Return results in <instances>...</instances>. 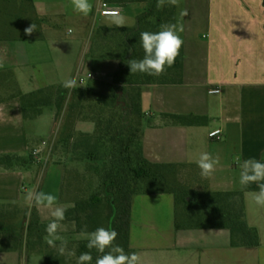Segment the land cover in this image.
<instances>
[{
	"label": "crops",
	"instance_id": "crops-1",
	"mask_svg": "<svg viewBox=\"0 0 264 264\" xmlns=\"http://www.w3.org/2000/svg\"><path fill=\"white\" fill-rule=\"evenodd\" d=\"M90 2L93 10L84 16L73 11L71 0H0V51L5 52L6 60L16 61H7L5 63L11 65L3 63L0 69V156L19 158V165L24 161L22 152L30 147L27 123L31 119L25 115L22 95H40L42 89L63 87L64 81H46L47 78L38 80V86H31L17 72L19 68L42 65L49 74L53 54L51 50L43 53L42 41H47L49 48L55 51L61 47L65 52V67L69 62L73 67L74 58L78 59L76 43H85L82 61L72 76L91 62L99 70L90 67L89 71L106 74L95 81L93 87L99 92H111L122 61L117 54L87 59L94 30L100 26L113 27L108 21L96 22L111 16L99 12L103 3L108 2ZM109 4L120 8L122 13L124 4ZM184 8L188 14L182 16V78L180 72L173 69L169 72L171 83L147 84L142 89L145 152L153 162L167 166L161 174L162 180L172 176L191 191L236 193V201H243L247 222L260 233L261 245L234 246L232 231L227 228L179 225L175 190L163 189L135 196L131 246L137 250L143 264H264V206L257 205L252 196V192L258 191L256 185L241 186L240 167L235 161L237 155L241 156V161L247 158L264 160V0H180L179 7L172 6L176 19H180ZM186 16L190 31L186 28ZM70 17L76 21L78 36L71 42L61 40L58 43L60 20ZM33 23L36 31L29 36L25 29ZM70 30L73 32V29L68 30L72 34ZM107 42L116 45L113 37ZM3 44H8V48H3ZM26 52L30 57H26ZM14 53L22 58L18 60ZM5 57L0 54L2 60ZM71 71L65 76L69 77ZM110 75L112 77L107 78ZM49 105L53 106L51 114L56 117L57 105ZM166 114L205 118L196 124H177L166 118ZM41 116L33 120L40 121ZM79 125L80 122L78 131ZM218 129L223 130L222 140L210 135ZM95 130L96 124L85 120V133ZM36 149L38 147L33 151ZM203 152L220 158L210 178L201 176L196 163ZM39 160L42 158L35 162ZM16 164L0 165V264H41L46 260L48 243L47 233H40L38 226L48 224L52 217L43 207L30 206L28 201L20 199L15 201L21 189L28 190L22 183L24 174L18 169L21 166ZM31 164L27 165L31 167ZM49 171L57 184L53 194L57 196L58 205L68 208L62 197V166L52 165L47 173ZM17 173H20V181L11 188L12 192L17 191L11 193L10 181H15ZM27 173L33 176L31 171ZM26 210L35 212L34 222L39 223L32 232L28 249L15 245L24 242L19 227ZM10 228H15L11 237Z\"/></svg>",
	"mask_w": 264,
	"mask_h": 264
},
{
	"label": "trees",
	"instance_id": "trees-1",
	"mask_svg": "<svg viewBox=\"0 0 264 264\" xmlns=\"http://www.w3.org/2000/svg\"><path fill=\"white\" fill-rule=\"evenodd\" d=\"M108 3L149 2L151 8L140 15L137 28L107 27L96 28L91 36L92 45L87 53V59L105 58L117 54L122 61L121 69L116 73L110 93L97 91L95 88H82L69 90L64 87L42 89L39 94L22 95L23 108L27 118H36L43 113L44 108L50 103H55L58 108L56 118L68 109V119L63 126L61 141L71 143L76 138L77 119L91 120L96 124L93 133H82L81 140L75 143L77 151L85 145V161L100 175L96 191L84 201L68 207L66 219H74L80 229H84L82 217L87 216L93 222L85 232H93L101 226L103 216L101 208L108 206L110 213L106 219L105 228L114 229L118 233L116 243L125 253H137L131 246V220L134 199L137 194L148 192L149 184L162 183L165 165L157 164L148 158L144 146V111H143V86L147 84H169V72L175 69L182 78L183 50L173 67L168 68L161 76L155 77L145 73H131L127 61L142 59L144 50L140 40L143 31L158 32L161 30L163 11H158L157 0H106ZM168 5L165 4V7ZM170 7V6H169ZM159 15V19L156 16ZM156 16V18H155ZM171 17V16H170ZM173 17V16H172ZM158 19V20H157ZM120 35L122 46L116 51L115 46L107 42L114 34ZM131 49V53H129ZM46 93H49L48 96ZM54 95V96H53ZM38 96V97H37ZM40 96V97H39ZM166 118L177 124H196L205 117L197 115L166 114ZM79 144V145H78ZM13 156H0V165H9ZM19 160L14 158L11 161ZM168 183V181L166 182ZM170 183V182H169ZM166 186H169L166 184ZM177 221L196 227L227 228L232 231L234 246L257 247L261 245L260 233L257 228L249 225L245 218V207L236 201L234 192H199L191 191L184 186L175 189ZM101 212H100V211ZM102 213V214H101ZM35 212L26 210L24 215V242L15 243L20 248L30 247L31 235L36 225ZM85 223V222H84ZM91 224V223H90ZM47 224L38 226L40 233H45ZM178 225V226H179ZM15 228L9 229L10 237ZM21 237V234H19ZM88 239L75 244L76 254H61L59 242L56 246L47 244V264H77L78 257L83 252L90 251L86 245ZM95 259L102 255L95 249L91 250Z\"/></svg>",
	"mask_w": 264,
	"mask_h": 264
},
{
	"label": "rangeland",
	"instance_id": "rangeland-1",
	"mask_svg": "<svg viewBox=\"0 0 264 264\" xmlns=\"http://www.w3.org/2000/svg\"><path fill=\"white\" fill-rule=\"evenodd\" d=\"M131 3H135V4L132 5ZM131 3H126L123 5V11L121 14L126 19V23L123 27L137 28L140 23V20H139L140 15L145 12H148L149 9L151 8V5L149 4V2H140V1L131 2ZM158 11H163V15L161 16L162 17L161 24H176L178 26L179 24L182 25V15L180 14V19H176L178 17L176 16L175 18V15L173 14L172 6L169 7L168 5L167 7H165L164 5L158 8ZM183 11L186 12V9L184 8ZM156 16L158 17V19L160 18L158 14H156ZM107 21L108 23H110L109 25L115 28L118 27L112 22L111 16H104L101 21L99 19L96 20L97 23H103ZM186 25H187V16H186ZM69 28L73 29L72 34L68 33ZM186 28H187V31L191 30L190 23L189 25L186 26ZM58 30H59L58 43H60L61 40H67V42H71L74 37L78 36L77 34L78 28L76 25V21L72 17L61 19L60 29ZM179 34L181 36V33ZM60 36H64V38H60ZM113 39L116 42V45H115L116 51L120 50L122 46V42H121L119 33L118 34L115 33ZM76 44H77L76 45L77 51L79 50L78 52L79 56H78V59L74 58L76 63L74 64L73 67L70 64V62L68 64V67H65L63 65L64 64L63 61L65 60V52L61 51V47H59L58 51H55L53 48L52 49L49 48V44L47 43V41H42L43 53H47L49 50L52 51V54H53L52 62L55 68H53L52 66V70L50 69L51 71L49 72V74H46L47 70L42 65L41 66L33 65L27 69H25L24 67L19 68L17 72L28 83H31V86L33 85L38 86V80H42V79L45 80L46 78H47L46 81L51 80L53 82H57V81H65L66 79L76 77L77 71L80 69H83V68H79L75 72L74 76H72L73 72L76 69L75 67L78 64H80V62L82 61V54L84 53V50H85V43H82V41H79V43H76ZM3 48H8V44H3ZM10 52L13 53L15 51H10ZM0 54H4V57H5V52L0 51ZM16 55L18 57V60L22 58L20 55L18 54ZM26 57H30L28 53L26 54ZM85 60L86 59L84 56V61ZM7 61H11L14 63L16 62L15 60H6V57H5V60H2L0 58V64L3 65L4 63V65H11L10 63H5ZM90 67H92L95 70H99V68H97L96 66L91 65V62H89V65L86 67V69L84 67L83 70L89 71L88 68ZM71 69L72 71L69 77L65 76L67 72ZM94 72L98 73L97 71H94ZM98 74L100 76L98 78H101V79L106 76V74L102 72ZM6 75L8 76V73H6ZM110 77H112V75L108 76L107 78H110ZM13 84L14 85L16 84V77H14L13 79ZM46 107H47L45 108L46 112L43 111V113L40 114L42 115L40 121L33 120L35 118L34 117V118H30L31 120L27 123L28 128H29L28 142H29L30 147L28 149H25L21 154V156L24 158L23 163L18 165V162L20 161L18 160L11 161L13 160V157L12 158L10 157L11 160L8 162L9 164L8 166L10 167L15 163H17L16 165H18L19 167L21 166L18 169H20L24 174L22 183H24L25 186L28 187V190L21 189L20 196L19 198H15V201H18L20 199V201L23 200L25 202L26 201L25 196H26L27 191L29 190L37 191L41 188V190H43L44 192L53 193L54 188H56L57 184L55 183L52 172L49 171L47 173V170L49 169V167L53 165V166H62V169L64 171V180L62 184V189H63L62 197L66 201L67 207H71L80 201H84L85 198L90 197L96 191V186L98 185L97 183L100 182L101 177L100 175H98V173L93 168L87 165L84 159L85 145H81V147L78 148L77 151L75 152L77 147H75L74 145L77 141L81 140L82 133L85 132V120L77 119L74 116L73 122L74 124L76 123V131H75L76 138H74L70 144L67 142H62L61 135L63 133V126L66 120L68 119V115H69L68 109L67 111L65 109L62 115L56 118L54 117L53 114H51L52 111L54 110L53 106L48 105ZM78 122H80L79 131L77 130ZM223 138H224V134H223ZM45 142L46 144H48L47 146L44 144ZM35 147H38V148L40 147L44 149L43 154L40 157V158H43L42 159L43 161L39 160L35 162V159H37L33 151ZM26 163L27 164L32 163L31 164L32 166L30 167ZM27 170L31 171L33 176H29L27 173ZM41 174L43 176H41ZM16 176L17 177H15V181L13 180L10 181L11 193H15L17 191L16 190L12 192L11 188L12 189L15 188L16 187L15 184H17L20 181V173H17ZM167 181L168 183H166ZM175 181L178 182L177 179H174V177L171 176V179H166V181L162 180V183H156L153 185L149 184L148 191H157V190L161 191L163 189H171V190L176 189L177 190L178 187L181 186V184ZM166 184H168L169 186H166ZM101 211L103 213V214L101 213L103 216V222L100 224L101 226L105 228L108 224V220L106 219V217L111 211L108 206L101 208ZM23 219H24V216H23ZM81 221L84 227V229L82 230L80 229V226L74 219H69L65 221L64 223L65 227L61 235H63L68 241L65 252H67L69 255H72L70 253L76 254L75 244L80 241L85 240V233H91V232H85V228H90V226L93 224L90 218H88L87 216H83ZM25 225H26L25 230L27 231V226H29V221L25 222ZM19 228H20L19 232L21 234V237L24 236L26 238V233H25L26 231L24 232L23 230L24 228L23 222L21 223ZM57 248L59 249V247ZM41 264H47L46 260L45 261L43 260Z\"/></svg>",
	"mask_w": 264,
	"mask_h": 264
},
{
	"label": "clouds",
	"instance_id": "clouds-1",
	"mask_svg": "<svg viewBox=\"0 0 264 264\" xmlns=\"http://www.w3.org/2000/svg\"><path fill=\"white\" fill-rule=\"evenodd\" d=\"M179 3L180 0H157V8L165 4L179 7ZM71 4L73 11L84 16L89 15L93 10L90 0H71ZM181 15H187V13L181 12ZM111 17L112 22L118 27H123L126 23L125 17L119 11H113ZM183 30V25L162 24L161 30L158 32H141L140 40L144 50V57L142 59L132 58L127 61L130 72L145 73L159 77L168 68L173 67L184 43L179 34ZM35 31L36 25L34 23L25 29V33L29 36ZM131 51L129 49V53ZM2 66L0 64V67ZM77 86L75 77L66 79L63 82V87L69 90L76 89ZM235 161L240 167L239 182L241 186L247 188L250 185H256L258 191L252 192V196L257 205L264 206V160L247 158L241 161V156L237 155ZM196 163L201 170V176L210 178L215 173L217 166H219L220 158L218 156L213 157L211 153L203 152ZM25 199L30 206L43 207L49 211L52 219L45 227V232L47 233L45 240L49 245L53 246H56L55 242L58 241L59 251L64 254L68 241L61 233L65 227L63 222L66 219L67 209L59 206L57 196L50 192L29 190ZM87 239L86 247L90 251L81 253L77 264H92V249L102 254L95 259V264H143L138 253H125L124 249L116 243L118 233L114 229L99 227L89 233ZM70 254L74 255V253Z\"/></svg>",
	"mask_w": 264,
	"mask_h": 264
},
{
	"label": "built area",
	"instance_id": "built-area-1",
	"mask_svg": "<svg viewBox=\"0 0 264 264\" xmlns=\"http://www.w3.org/2000/svg\"><path fill=\"white\" fill-rule=\"evenodd\" d=\"M113 11H119L121 13V9L120 8H116L111 6L109 3H103V5L100 7L99 12L102 15H111V13ZM70 32H72V30H70ZM77 79V87H82V88H89V89H94L93 87V83L97 80H99L98 78V74L93 72V71H86L83 69H80L77 71L76 73V77ZM219 91V90H218ZM211 137L215 140H222L223 139V130L222 129H218L213 131L211 134ZM46 146L48 144H46V142L44 143ZM43 148H38L34 151V155L41 159V155L43 154ZM43 159V158H42Z\"/></svg>",
	"mask_w": 264,
	"mask_h": 264
}]
</instances>
